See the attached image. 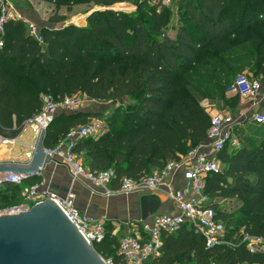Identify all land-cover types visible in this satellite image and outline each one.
<instances>
[{
    "label": "trees",
    "instance_id": "trees-1",
    "mask_svg": "<svg viewBox=\"0 0 264 264\" xmlns=\"http://www.w3.org/2000/svg\"><path fill=\"white\" fill-rule=\"evenodd\" d=\"M46 1L60 8L135 0ZM178 5L180 19L170 29L169 6L140 0L134 15L98 9L85 26L43 27V42L21 21H8L0 50V134L17 136L40 110L46 93L56 98L86 94L96 100L129 97L135 102L116 106L104 133L80 139L73 148L90 171L112 169L114 188L123 177L138 180L205 142L211 116L201 97L211 99L218 92L228 102L227 91L239 73L264 78V0H178ZM98 116L76 111L55 117L44 145L55 146L71 127ZM218 157L223 170L206 177L204 192L226 223L227 238L241 229L264 238V131L239 146L226 144ZM15 186L7 183L0 190V203L5 202L0 208L17 205L9 193ZM230 197L241 203L239 223L219 206ZM106 227V239L93 247L122 264L117 245L123 227L107 221ZM175 262L264 264V251L252 252L245 244L208 248L186 224L175 234H163L161 255L148 264Z\"/></svg>",
    "mask_w": 264,
    "mask_h": 264
},
{
    "label": "built area",
    "instance_id": "built-area-1",
    "mask_svg": "<svg viewBox=\"0 0 264 264\" xmlns=\"http://www.w3.org/2000/svg\"><path fill=\"white\" fill-rule=\"evenodd\" d=\"M149 3H162L170 6L174 0H146ZM121 11L120 9H115ZM21 21L27 27L30 35L43 42L39 25L30 20L12 0H0V50L5 45V27L8 21ZM231 90L246 99L254 100L264 91L260 78L239 74L231 84ZM82 99L78 95L56 98L50 93L42 95V106L38 112L25 121V126L32 127L39 138L44 135L53 122L59 110H74L80 107ZM255 123L264 126V112L259 110L252 114ZM236 119L230 113H217L211 116L210 127L207 134V142L212 147V153L203 151L200 146L194 147L186 154L187 167L184 171L186 181L185 188L173 189L169 185L164 186L163 178L174 169L175 164L169 163L165 168L152 174H145L135 180L123 177L117 191L123 194L146 191H164L166 201H171L177 212L168 211L155 213L149 219L127 222L124 225L123 235L119 238L117 252L122 257V264H148L161 255L163 234H175L186 224L203 236L206 247L211 248L219 244H245L250 251H264V238L243 232L236 233L233 238H227L228 228L226 223L217 216L216 209L211 204V197L204 192L206 177L211 173L222 172V161L218 153L226 144L233 147L238 145L234 135ZM106 130L102 119L92 118L84 124L73 126L63 139L55 146L47 147V155L66 162L74 177L84 175L96 185L104 189L105 194L114 193L115 189L109 184L114 179L112 169L92 172L84 167L77 159V153L73 151L75 144L86 137H99ZM26 174L4 171L0 172V189L4 184L19 185L25 180ZM24 198L28 203L0 208V213H16L22 209L52 200L64 212L68 220L76 227L85 241L90 245L103 242L107 237L106 221L95 219L83 211L76 202V194L69 191L62 196L58 193L42 190L40 183H32L25 191ZM33 204H31V203ZM114 230L113 233H115ZM114 264V260H107ZM173 264H193L175 262Z\"/></svg>",
    "mask_w": 264,
    "mask_h": 264
},
{
    "label": "crops",
    "instance_id": "crops-1",
    "mask_svg": "<svg viewBox=\"0 0 264 264\" xmlns=\"http://www.w3.org/2000/svg\"><path fill=\"white\" fill-rule=\"evenodd\" d=\"M20 3L26 1L28 6H18V9L22 11L30 20L36 22L40 29L46 26L57 27L61 25L71 24V21L66 20L67 8L66 6H61L56 8L54 2H49L46 0H17ZM87 3H81L73 5V17L80 18L78 23L79 26H85L87 24V17L89 14L98 9H120L129 7V9L135 8V5L131 1H123L112 6L101 7L104 5H95V8L88 9L85 11V5ZM33 6V8H31ZM58 16H64L63 20H57ZM236 96H238V102L235 104L233 101L229 100L225 102L222 100V104L218 106H206L210 116L217 113L222 114H232L236 119L238 124L241 121L249 122L247 118L252 119V114L259 110L264 112V91L256 99L246 102V98H243L235 91H232ZM232 93V94H233ZM87 102V101H85ZM89 104L80 105L79 108L74 110H59L56 114L58 117L61 114L71 115L76 111H81L85 113H96L100 111L95 105L96 103L87 102ZM115 106L109 110L112 114ZM109 114V113H108ZM245 120H244V118ZM94 118V117H93ZM242 118V119H241ZM91 119V117H90ZM241 120V121H240ZM58 123V119H57ZM54 125V124H53ZM46 135V133H45ZM43 136V146L44 149L47 148L44 145ZM237 138V137H236ZM40 138L37 136L36 131L30 127L25 126L22 131L12 139L1 138L0 139V164L1 163H20L29 164L32 162ZM238 140L239 146L242 141ZM200 148L208 153H212V147L207 141L199 144ZM187 154V153H186ZM186 154H180V160L169 161V163H174V169L170 170L167 175L163 178L164 186H170L173 189L185 188L186 181L184 177V171L187 167ZM87 167V166H86ZM88 168V167H87ZM14 171V170H13ZM2 172V171H0ZM35 182H39L42 190H48L59 195H66L69 191H74L76 194V202L78 206L88 213L91 217L95 219L104 220L107 222H112L115 226L118 223L138 221L140 219V196L146 191L134 192L130 194H123L116 190L113 186V182L109 186L115 189L114 193L107 195L104 189L96 185L93 181L85 177L84 175H78L74 177L71 171V167L64 161L52 157L46 154L44 163L41 171H38L35 175L25 179L21 184L16 185L11 193L10 199L13 200L17 205L26 204L27 200L24 198V191ZM6 184H4L1 189H6ZM0 189V190H1ZM162 198L165 199L164 191H157ZM168 209L177 212V209L173 207L171 201H164ZM11 207V206H10ZM8 208V207H6ZM168 209L166 211H168ZM117 224V225H116ZM120 226H117L119 228Z\"/></svg>",
    "mask_w": 264,
    "mask_h": 264
},
{
    "label": "water",
    "instance_id": "water-1",
    "mask_svg": "<svg viewBox=\"0 0 264 264\" xmlns=\"http://www.w3.org/2000/svg\"><path fill=\"white\" fill-rule=\"evenodd\" d=\"M42 132L34 158L29 164L1 163L0 171L26 174L41 171L47 151ZM12 139L11 132L0 134ZM52 159V157H50ZM166 201L157 192L140 196V219L165 212ZM0 264H109L87 243L64 212L52 200H45L16 213H0Z\"/></svg>",
    "mask_w": 264,
    "mask_h": 264
},
{
    "label": "rangeland",
    "instance_id": "rangeland-1",
    "mask_svg": "<svg viewBox=\"0 0 264 264\" xmlns=\"http://www.w3.org/2000/svg\"><path fill=\"white\" fill-rule=\"evenodd\" d=\"M14 2V4L18 7V6H28V3L26 1L20 3L19 1L17 0H12ZM140 0H135L134 1V5H135V8L133 9H129V7L126 6V8H121V7H117V8H120V10L122 12H125V13H128V14H131V15H134L137 13V9H138V2ZM85 5V11L88 10L89 8L92 9V8H95V5L94 3L90 2V3H87V4H84ZM100 6V5H98ZM101 7H107V6H101ZM31 8H33V6H31ZM67 8V15H66V20L68 21H71L73 24H76L78 23L80 18H74L72 15H73V5H70V6H66ZM170 8V11H172V15L170 16L171 18V21L169 22L168 24V27L170 29V27L172 26V24L174 26H176V21H178L180 19V11L182 10L179 5H178V0H175L173 1V3L169 6ZM87 25V24H86ZM173 31V30H172ZM239 74H244V75H247V76H250V77H254L252 75V73H249L248 71H244V72H241ZM197 74H194V76L196 77ZM238 75V74H237ZM263 86H264V78H261L260 79ZM233 90H231V86H230V89L227 91V99H230L231 101H234V96H236L233 92ZM233 93V94H232ZM78 96L82 99V103L84 102V104H89L87 102H94L96 103V107L98 109H100L99 113L101 114V116H98V117H94V118H98V119H102L104 120L105 122V127H106V130L107 128L109 127V117L111 116V112L109 110L112 109L113 106H124L125 103L129 102V103H134L135 100L133 99H130L129 97H125V98H122V99H119V100H96V99H92L90 97H88L86 94H78ZM247 100L246 102L250 101L249 99H245ZM87 101V102H85ZM201 103L206 107V106H220L222 104V98L221 96L218 94V92H214V96L210 99L209 97H201ZM109 113V114H108ZM244 118V117H243ZM92 119V118H91ZM242 119V118H241ZM245 120V118H244ZM247 120H249V122H241L238 123L235 127H234V135L235 137H237V139H239L240 141H243L244 139H247V138H250L252 135H256L257 133H259L260 131H264V126L262 125H259L257 123L254 122L253 119L251 118H247ZM77 159L79 162H81L83 164L84 167H86L85 163H84V158L81 154H77ZM158 171V170H157ZM157 171H153V172H150L148 174H152V173H155ZM28 203V202H27ZM31 203V202H29ZM5 204V202L3 203ZM0 203V205H3ZM20 204V203H19ZM18 204V205H19ZM33 204V203H31ZM15 206V205H13ZM219 206L220 208H223V209H226L228 212L232 213V215L234 216L235 220L237 221V223H239V219L244 215V213L242 212V209H241V203L235 198V197H230V198H225V199H221L220 202H219ZM2 208H6V206L2 207ZM131 222V221H129ZM127 222H122V223H118L117 226H120V227H123L124 229V225L126 224ZM116 226V227H117ZM120 238V237H119ZM112 255H109V256H106L104 257L106 260H110V259H113V258H110ZM114 260V259H113Z\"/></svg>",
    "mask_w": 264,
    "mask_h": 264
}]
</instances>
